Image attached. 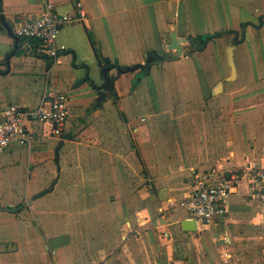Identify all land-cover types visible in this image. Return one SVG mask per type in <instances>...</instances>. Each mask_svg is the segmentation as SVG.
Returning <instances> with one entry per match:
<instances>
[{
  "label": "crops",
  "instance_id": "0c3cea01",
  "mask_svg": "<svg viewBox=\"0 0 264 264\" xmlns=\"http://www.w3.org/2000/svg\"><path fill=\"white\" fill-rule=\"evenodd\" d=\"M53 1L86 13L58 59L13 33L44 0H0V105L69 98L62 138L31 117L30 144L0 156V264H264L247 177L264 164V0ZM173 33L199 43L150 67L176 54ZM213 169L239 185L225 216L188 231L178 203Z\"/></svg>",
  "mask_w": 264,
  "mask_h": 264
},
{
  "label": "built area",
  "instance_id": "2783aa9c",
  "mask_svg": "<svg viewBox=\"0 0 264 264\" xmlns=\"http://www.w3.org/2000/svg\"><path fill=\"white\" fill-rule=\"evenodd\" d=\"M85 17L86 13L81 7L74 17L61 15L53 0H44L41 16L15 20L13 33L18 38L38 42L46 56L58 59L67 51L64 45L57 44L61 30L75 22L84 21ZM51 98L50 102L42 103L34 113L22 111L15 105H0V156L14 143L30 144L26 123L31 117L48 125L53 136L63 137L69 118V98L64 93H55ZM247 177L249 197L264 204V164H249ZM239 182L237 175L228 177L226 171L220 169L195 175L192 193L178 203L186 212V220L208 227L225 216ZM169 205L176 206L172 201L167 203L166 208Z\"/></svg>",
  "mask_w": 264,
  "mask_h": 264
},
{
  "label": "water",
  "instance_id": "95a60500",
  "mask_svg": "<svg viewBox=\"0 0 264 264\" xmlns=\"http://www.w3.org/2000/svg\"><path fill=\"white\" fill-rule=\"evenodd\" d=\"M16 38L19 39L17 36H16ZM187 43H199V41L196 39L178 38L176 33H173L171 35V42H170V45L168 47V50L174 51V52H176V54L166 55L162 60L157 61L155 63H151L149 66L151 67L153 64L161 63L162 61H165L167 59H179V58L183 57V45L187 44ZM184 223H185L184 225L189 226L187 228L188 231H196L197 230L196 223L194 221L186 220Z\"/></svg>",
  "mask_w": 264,
  "mask_h": 264
},
{
  "label": "trees",
  "instance_id": "16d2710c",
  "mask_svg": "<svg viewBox=\"0 0 264 264\" xmlns=\"http://www.w3.org/2000/svg\"><path fill=\"white\" fill-rule=\"evenodd\" d=\"M211 38H212L211 36H208V37H206L205 39H202V40L203 41H207V40H209ZM100 62L103 64L105 62V60L102 57H100ZM122 70H123V72H129V71H132L133 69H122Z\"/></svg>",
  "mask_w": 264,
  "mask_h": 264
}]
</instances>
